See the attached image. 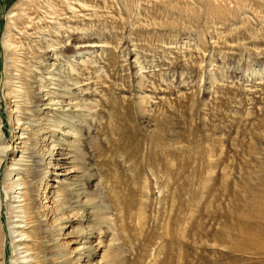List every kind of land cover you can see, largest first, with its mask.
<instances>
[{"label": "rangeland", "instance_id": "374dc122", "mask_svg": "<svg viewBox=\"0 0 264 264\" xmlns=\"http://www.w3.org/2000/svg\"><path fill=\"white\" fill-rule=\"evenodd\" d=\"M4 33L19 55L8 69L0 47V146L20 132L8 89L19 86L33 119V74L63 84L79 109L51 113L49 140L64 148L65 131L79 135L89 178L76 189L96 204L97 239L117 263L264 264V0H0ZM44 183L32 251L36 264L66 263ZM62 202V217L81 213L76 197ZM2 212L0 264H16ZM247 223L243 243L232 229Z\"/></svg>", "mask_w": 264, "mask_h": 264}, {"label": "bare ground", "instance_id": "6f19581e", "mask_svg": "<svg viewBox=\"0 0 264 264\" xmlns=\"http://www.w3.org/2000/svg\"><path fill=\"white\" fill-rule=\"evenodd\" d=\"M12 15L14 14H9L10 17ZM7 35V33L3 34L0 47L4 52L5 61H8L9 65L6 63L9 67L8 69H11L12 63H14V61L12 62L14 56L11 58L10 55L15 53L14 51L17 48H14L15 46L9 42ZM75 48H81V46L76 45ZM51 49H48L47 52L50 54L49 59L50 61L52 60V62L49 64L52 67L57 55L55 51L53 52ZM17 64L20 65L19 63ZM50 69L52 70L53 68ZM5 70H7L6 67ZM36 76L37 75L34 73L30 81V88H32V92L38 99L35 110L33 109L34 111H38V114H36L35 117L33 115V119L31 118L32 115H30L31 111L28 109L29 112L23 107L25 101L17 91L19 90V86L14 85L13 88L17 90L10 88L8 89L9 91L7 90L4 94L7 104H9L11 108L10 112L12 113L10 114H12L15 127L20 131L19 134L16 135L15 142H10V145L0 146V171L3 173L0 183V194L3 195L0 197V216L1 213H3L2 211L6 212L7 217L5 220L8 227V236L10 238L9 242L16 255L15 262L16 264L37 263L33 253L34 250L32 251V244L35 240L34 235L44 226L42 222L44 218L39 215V209L42 207L40 189L47 184L44 183L46 180L48 182L50 181V184L47 192H43L44 197L48 199L44 201L46 204L45 207H48L52 214H59L58 217H56L58 220L56 232L58 236L63 235L64 238L65 236L67 237V240H65L67 249L64 255H68L69 258H71V260H67L66 263L63 262L60 264H85L89 256L93 254L94 257L98 256L97 264H119L117 263V256L114 253H111V251L110 253L105 252V249L107 251V249L109 250L110 248H108V246H110L109 243L103 246L97 239V234L100 233L101 226L98 223L100 214L97 212L96 204L93 202L92 198L87 197L85 193L81 194L77 192L76 189L78 180L83 179V177L89 178L82 166L78 165L79 147L74 141L79 135L73 132L72 129L65 131L64 135L68 138H72L74 141H66V143H64L65 141L63 140L64 148L63 146L62 148L59 146V142H57L58 146L56 148L54 143L49 140L51 136L50 131H58L59 128V126H57L58 122L53 119L51 113L66 116L68 113H74L79 108H76L73 102L74 100H71L72 98L70 99L69 94L71 93H68L63 84H55L54 82L45 84L43 82L44 80L41 81L42 77H38L37 79ZM52 80L54 79L52 78ZM70 117L74 118L73 115H70ZM38 125L40 126L36 127ZM54 126L56 129H53ZM1 136L2 134L0 133V140L2 139ZM37 138L38 140L35 141ZM57 139V141H61L59 138ZM54 150H56V152ZM5 161L6 165L2 168ZM70 195L74 198L76 197L79 206H81V213L75 212L73 218L70 217L71 220L69 216L67 218L62 217L64 214L61 213L63 210L62 198L70 197ZM73 203H75V201H73ZM247 212L249 213V211ZM255 212L256 210L251 213L255 214ZM78 214L79 218H77ZM75 218L82 220V222H86V226L84 229L74 230L71 227V229L67 230L66 227L68 226L65 224L71 222ZM250 224L251 223L244 224V229H242V225L240 227L236 225L233 226L232 230L237 237L241 238L239 239L240 242L248 243V239L253 237L251 234L253 226L250 227ZM248 229L249 234L246 236V231ZM220 238L227 240V238L230 237L221 234ZM57 256L58 262H62L59 255H56L54 259H56ZM63 257L66 259L67 256Z\"/></svg>", "mask_w": 264, "mask_h": 264}]
</instances>
